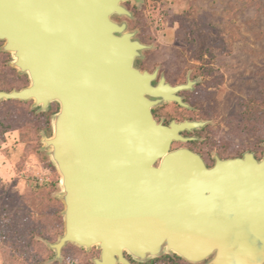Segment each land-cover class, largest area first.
<instances>
[{"label": "water", "instance_id": "obj_1", "mask_svg": "<svg viewBox=\"0 0 264 264\" xmlns=\"http://www.w3.org/2000/svg\"><path fill=\"white\" fill-rule=\"evenodd\" d=\"M127 1L141 0H0V50L28 78L20 89L0 90V100H31L40 110L58 103L52 133L42 139L63 204V234L47 242L53 259L72 243L86 250L98 245L103 256L122 257L126 249L143 259L174 251L190 262L211 255L206 264H264V155L258 160L246 151L207 167L190 149H171L189 139L179 131L203 122L164 125L153 118L151 107L161 102L186 106L176 92L189 84L161 79L154 86L156 71L136 67L151 45L113 19L132 17ZM189 190L210 192L212 205H232L227 195L243 205L222 210L224 217L212 207L211 243L193 249L174 242L179 231L168 226L177 213L172 206L197 204L183 196ZM243 190L251 194L232 193ZM199 215L204 222L205 210ZM203 225L195 231L205 233Z\"/></svg>", "mask_w": 264, "mask_h": 264}, {"label": "rangeland", "instance_id": "obj_2", "mask_svg": "<svg viewBox=\"0 0 264 264\" xmlns=\"http://www.w3.org/2000/svg\"><path fill=\"white\" fill-rule=\"evenodd\" d=\"M123 4L132 17L114 15L113 19L127 23V30L151 45L135 64H144L146 69L163 65L169 70L185 66L194 71L202 85L196 89L200 95L192 116L209 122L202 135L212 143H223L226 157L253 151L260 160L264 119L256 112L255 102L259 106L264 98V0ZM11 59L0 50V90L28 85L27 76L17 72ZM57 110V102L40 110L31 100H0V264H70L68 257L53 259L54 252L47 245L63 233L60 177L42 142L43 134L52 133ZM178 145L183 144L175 142L173 147ZM223 197L232 205L215 202L218 217H224L222 210L243 207L230 196ZM67 244L64 253L68 255L80 248ZM85 253L94 255L90 249Z\"/></svg>", "mask_w": 264, "mask_h": 264}, {"label": "flooded vegetation", "instance_id": "obj_3", "mask_svg": "<svg viewBox=\"0 0 264 264\" xmlns=\"http://www.w3.org/2000/svg\"><path fill=\"white\" fill-rule=\"evenodd\" d=\"M141 59H143V57L140 58V60ZM142 65L144 64H140V65L136 64V67L141 70H146L149 73H153L154 71H156L155 76L151 79V84L154 86H156L160 82L161 79H163L164 83H167L171 86L189 84L188 87L180 89L176 92V94L179 95L182 101L187 105L181 106L175 101L161 102L159 104H156L151 107V113L154 119H156L157 121H160L164 125H168L170 121L172 120L176 122H182L184 120L203 122V125L201 127L194 128L192 130L184 129V130L179 131V133L182 136L187 137L189 139L186 140L185 142H178L183 145H178L177 147H173L176 141L172 142L171 149H175L179 147H186L190 149L191 151L200 155V157L202 158V160L204 161L207 167H212L215 164L216 158L228 159V158H235V157H243V154H244L243 151L239 155L236 154L231 157L224 156L223 149H226V147L224 146L223 143L221 142L212 143V141H210V137L204 134L202 135L203 131L209 128V125H208L209 122L203 119L201 120L195 119L194 116H192L193 110L194 111L197 110L195 107L196 100H197L196 98L200 95V94L197 95L198 92L196 89L202 85L201 79L195 77L194 71L187 70L185 66L180 67L175 70H169L166 66H163V65H155L149 69H146ZM251 153L253 154L255 159H257L256 154L253 151H251ZM175 193L180 195L179 191ZM232 193L240 194L241 191H232ZM182 194H184L183 196L187 197L186 199H189L191 197L197 198L195 199V202H197V204L194 203L195 205L193 204L189 205L191 201L186 200V202L184 203L185 205L183 207L182 206H179V207L172 206V210H175V212L177 213L176 214L173 213L174 218L170 217L173 220L169 221L168 226H170L172 232L176 233L177 231L180 232L181 230V232L184 233L183 231L185 230V227L183 228L180 227L181 225L179 224V221L183 222L185 220L186 224L191 223V222L194 223L196 221L195 226L203 225V223L205 222L204 225L201 226V228L202 229L204 228L205 230V235H206L205 239L198 238V240H194V242L201 243L202 241H204L203 243L210 244L211 238H209V236L207 238V234L211 232V228H210L211 221H209L207 217L208 215L211 214V210H212L211 208L212 207V198H211L212 194L210 192L201 191V190L200 191L189 190V191H185V193H182ZM201 205L205 206L204 207L205 209V221L204 222L197 221L198 217L201 218V216L199 215L200 210H202V208L199 207ZM182 211H184V214H182ZM208 211H210V213ZM186 219L189 220L190 222H187ZM162 226H163L162 229H164V224ZM63 231H64V227H63ZM146 231H145V234H146ZM178 235H180V233ZM195 235H196V232H195ZM160 239L163 240L164 237H161ZM172 239L174 242L178 243L177 237H173ZM190 241H193V240H190ZM185 243H189V242H185ZM67 247H68V244L66 243L61 248L60 258H62L63 260L64 258L68 257V260L70 259L69 260L70 264H206V262L212 257L210 255V256H207L205 259L201 260L200 262H190L186 260L183 256H181L179 253H176L174 251L173 252L164 251L157 255L147 256L146 258L140 259L134 256L133 254H131L126 249L122 251V257H119L117 254H108L106 256H103L101 254L102 250L100 246L98 245H93L90 248V250L94 251V255H91V254L87 255L85 253L86 252L85 248H82V247H80L79 250L75 251L74 253L72 251V253H69L70 255H68V253L67 254L64 253V249ZM73 250L75 249L73 248ZM54 255H55V252L53 253V256Z\"/></svg>", "mask_w": 264, "mask_h": 264}, {"label": "bare ground", "instance_id": "obj_4", "mask_svg": "<svg viewBox=\"0 0 264 264\" xmlns=\"http://www.w3.org/2000/svg\"><path fill=\"white\" fill-rule=\"evenodd\" d=\"M241 193H243V194H245V193L246 194H251L250 191L248 192V191H245V190L241 191ZM199 207L202 208L203 210H205L204 209V207H205L204 205H201ZM212 207H213V205H212ZM187 222H190V221L187 220ZM179 224L181 225L180 227H182V228L185 227V230L183 231L184 233H182L181 230H180V232H179L180 235H177V239H178L177 242H178V244L179 245L181 244L182 247H184V245L189 244L190 245V248L193 249L194 247L197 246V243L194 242V240H198V238H202L203 236H205V233L195 231L196 221L194 223L191 222V223L186 224V221L184 220L183 222L182 221H179ZM200 230H202V229H200ZM195 232L197 233L196 235H195ZM190 240H193V241H190ZM185 242H189V243H185ZM203 242L204 241H202L201 243H203ZM212 244H213V242H212Z\"/></svg>", "mask_w": 264, "mask_h": 264}, {"label": "trees", "instance_id": "obj_5", "mask_svg": "<svg viewBox=\"0 0 264 264\" xmlns=\"http://www.w3.org/2000/svg\"><path fill=\"white\" fill-rule=\"evenodd\" d=\"M264 96V95H263ZM259 102H260V104H259V106H258V102H255V104H256V112L259 114V112H260V114H262V116H260V118H262V119H264V98H263V100H259ZM261 105V106H260Z\"/></svg>", "mask_w": 264, "mask_h": 264}]
</instances>
